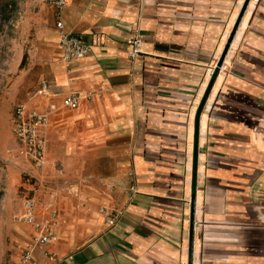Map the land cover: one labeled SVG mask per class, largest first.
Returning a JSON list of instances; mask_svg holds the SVG:
<instances>
[{"label": "crops", "instance_id": "1", "mask_svg": "<svg viewBox=\"0 0 264 264\" xmlns=\"http://www.w3.org/2000/svg\"><path fill=\"white\" fill-rule=\"evenodd\" d=\"M244 1L67 0L63 30L91 45L69 65L42 4L36 42L49 58L30 76L51 81L33 107H54L42 167L54 192L38 214L57 213L59 241L39 261L50 250L61 264H188L193 228V264H264V0H251L218 67ZM131 28L144 35L136 59ZM104 207L125 215L111 226Z\"/></svg>", "mask_w": 264, "mask_h": 264}, {"label": "rangeland", "instance_id": "2", "mask_svg": "<svg viewBox=\"0 0 264 264\" xmlns=\"http://www.w3.org/2000/svg\"><path fill=\"white\" fill-rule=\"evenodd\" d=\"M44 3L49 5L43 0H0V264H15L28 245L29 240L25 242L22 235L31 230L15 220L25 199L34 198L39 212L44 207L45 194L54 192V173L43 177V169L37 170L20 153L12 122L16 105L33 107L39 91L51 84L42 76H30L34 75L36 61L49 58V49L36 42ZM23 71L29 75L21 79ZM53 162H48L52 169ZM60 179L66 185L67 178Z\"/></svg>", "mask_w": 264, "mask_h": 264}, {"label": "built area", "instance_id": "3", "mask_svg": "<svg viewBox=\"0 0 264 264\" xmlns=\"http://www.w3.org/2000/svg\"><path fill=\"white\" fill-rule=\"evenodd\" d=\"M51 5L56 13V24L64 29L61 20L62 11L67 5V0H43ZM132 35L126 39L127 52L130 59H136L142 54L144 35L138 28H131ZM60 47L62 58L69 65L72 60L83 59L90 53L91 45L83 38L72 32L62 31ZM94 91L86 93L83 97L80 93H70L63 99V105L68 108H77L82 98L91 99ZM54 107L50 110H41L29 107L24 103L16 105L12 122L13 134L19 145L20 153L30 159L32 163L42 168L46 164L48 147L50 116ZM136 183L130 187L129 199L132 200L138 193ZM106 221L111 225H117L125 215V210H114L106 207L101 209ZM15 220L21 224L33 228V241L28 244L20 259L15 264H61L64 261L56 251H45V259L39 261L35 257V250L59 241L58 219L55 211H50L47 216H40L36 211V201L27 197L23 209L15 215Z\"/></svg>", "mask_w": 264, "mask_h": 264}, {"label": "water", "instance_id": "4", "mask_svg": "<svg viewBox=\"0 0 264 264\" xmlns=\"http://www.w3.org/2000/svg\"><path fill=\"white\" fill-rule=\"evenodd\" d=\"M250 2H251V0H245L243 5H242V8L240 10V13H239L237 19H236L234 27H233V29H232V31L230 33V36H229L228 41L226 43V46H225V48L223 50V53H222V55H221V57L219 59L218 67H221L223 62H224V60H225V57H226V55H227V53H228V51H229V49H230V47L232 45V42H233V40L235 38V35H236V33H237L238 29H239V26H240V24L242 22V19L244 17V14H245ZM188 264H193V228L191 230V235H190Z\"/></svg>", "mask_w": 264, "mask_h": 264}]
</instances>
